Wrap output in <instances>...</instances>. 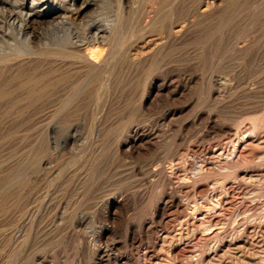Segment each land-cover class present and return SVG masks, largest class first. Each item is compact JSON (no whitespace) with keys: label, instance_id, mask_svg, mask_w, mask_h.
Here are the masks:
<instances>
[{"label":"rangeland","instance_id":"rangeland-1","mask_svg":"<svg viewBox=\"0 0 264 264\" xmlns=\"http://www.w3.org/2000/svg\"><path fill=\"white\" fill-rule=\"evenodd\" d=\"M155 1L156 3H158L160 0H95L94 5L85 7L88 13H92L95 10L98 11V19L101 20L100 22L110 23L111 19L113 27H117L113 32L114 37V34L117 33L115 38L116 40L113 38L114 41H110L109 43V45L112 46L111 50L113 49L111 60L113 57H117L115 59L113 58V63L114 61H117L116 68L113 70V75H111L112 72L109 75L106 74L105 79L109 77L110 82L113 81L112 79L116 80L115 83H120V88L117 90H111L110 95H108L109 91H106L105 93L96 91L93 88V85L94 87L96 85L98 86V83L91 82L90 79L88 80L89 75H86V77H84V74L80 76L79 80H83V78H86L87 80L85 81H90L91 84L88 82L85 88H81L82 90L79 89V86L76 88H67V83L65 85L67 89L64 87L59 89L60 91L57 90L53 83L54 79L51 78L48 74L46 75L47 70L45 69H48L47 64L40 63L39 59L38 62L30 66H25L17 71H12L14 73H11L10 70H5L0 67V264H119L116 261L117 257L120 258L123 262L126 260V257H129L127 258L126 262L121 264H144L145 261H152V264H154L155 261V264H206L204 255L207 253L206 251L209 250L210 245L209 243H205L204 241L202 242L201 240V242L197 241L198 234H195V232L192 231V227L186 226L185 223H181V221L184 222L186 220V213H181L179 216H177L176 213L173 214V212H175V209L171 208L168 210L169 213L167 212V214L165 215V219L163 220L164 222L153 219L154 229L148 237L141 234V224L143 221L150 220L151 216H149L148 213L151 215L153 203L159 199V192H161L162 190V187L159 186L160 184L156 185L154 184V182L146 181V179L148 178L147 180H150L149 178L151 170L157 172L164 170L168 172L167 167L171 165L168 168L169 171L171 170V168L180 167L178 168L180 170L179 172H181V170L183 172L180 173L181 178L179 179L181 180H178L179 182H184V177H187L188 180H190V176L193 173L196 174L197 167L201 163V161L208 160L213 156L210 151L215 147V145H220L219 142H221V145H224L227 142L228 143L226 145L231 144L229 142L230 140L228 139H231L232 136L229 135V133L225 130V124H232L234 133H236L235 131H238L240 129L239 132H237L239 133V135L248 133L250 130L247 128L248 123L246 122L249 121L244 118L255 113L260 114L264 109V102L260 103V105H263H261L262 107H258L257 111H259V113H251L254 107L252 105H249L250 103H248V101L250 100V98L246 99L247 94L243 91V89H237V87L235 86L234 83L236 81L234 80L233 72L230 69L231 67L224 69L228 67V60L233 57V54L229 47L227 48L228 44L231 42L233 29V20L230 6L226 7V10H223L219 14H216L214 17H211L208 20H204L205 22H197L199 23L196 24V29L198 30V32L196 30V34L193 38H191V40H182L180 41L181 44L180 42H176V45L174 44L172 46L171 50L168 53V58H165V61L168 63L166 65H163V68L162 65H159L158 67L157 65L153 64L154 68H157L152 73L153 77L156 79H153L152 75L150 76L149 74L151 69H153V65L152 68H149L151 64L150 66L147 65L148 67L146 66V68H143V70H140L142 69V67L129 66L127 62V52H129L130 56V54L137 55L140 51L150 49V46H152L151 44L153 42L155 43V39H158L160 37V33L158 32H160L161 27L166 25L165 23H167V25L170 24L171 26L174 24L172 27L179 28V26L181 25L180 23H182L184 20L182 18H185L189 14V12L191 13V15L196 14L197 10H201L206 6V3V7L211 8L216 5V0H161V2H159V5H156L155 3V6H158V12L160 13H158V16H156L153 14V12H150L151 10H153L152 5ZM151 2L153 4H151ZM60 3L64 4L65 6L58 5ZM30 5L31 0H26V6ZM50 5L52 7H56L55 10H53L54 14L46 15L45 17L41 18L42 21H40L42 23L38 21V23L32 22V26L35 30H41L42 27L48 23H46V21H49L56 14L61 13L70 15L69 17L72 18H70V20L74 21L75 25L78 26V28H82V31L79 29L81 32L87 30V27L85 26H87L88 16L85 14L72 15L71 12L66 8H70V6L75 7L77 5L80 8L82 7V0H51ZM129 6L131 7V9H129ZM195 7L198 9L196 10ZM102 9L104 10V12ZM192 12H194V14ZM181 15H183L184 17ZM2 17H4V15L0 13L1 21L4 20V18ZM154 18L155 20H153ZM82 19L83 21H81ZM82 22H84V24ZM78 23L80 24L78 25ZM81 24L83 27H81ZM83 28H85V30ZM111 43L116 46L111 45ZM223 46L225 47V49H223ZM222 49L224 50L223 53ZM116 50L117 52H114ZM137 51L138 53H136ZM188 58L190 60H188ZM169 60H171L170 62L174 63L173 66V63L169 64ZM172 60H174L175 62ZM189 62L192 65L193 63H195L194 66H192ZM224 64L226 65V67ZM118 65L122 69L119 68ZM127 69H129V71ZM224 71L226 74L222 73ZM123 72L124 74H121ZM135 72L137 73V75L135 74ZM190 74H192V76ZM228 75L229 77L230 75L232 77L229 78ZM197 76L199 77V79H197ZM217 76H223L224 78L229 79L226 80L227 82H225L223 85L219 83V80L217 81V79H219ZM116 77H119V79ZM188 79L190 82L188 81ZM170 80L172 82H170ZM192 80L197 81L193 82ZM125 81L129 85L126 84ZM124 83L126 87L124 86ZM44 85H52L54 87L46 90L44 89ZM149 85L151 87H148ZM230 85H232L233 88ZM28 86L32 87L33 89L30 90ZM146 88L147 91L145 90ZM118 90L121 91L119 92ZM94 95L96 96V99ZM144 98L146 99L147 103L145 107H142L141 101ZM95 100H97V103L95 102ZM260 100L264 101V95ZM242 102H245L246 104H243ZM102 107H104V109ZM97 108H99L100 110L106 109L105 112L101 110L106 114H103ZM259 108H262V111ZM97 110L98 112H96ZM199 110L200 112H204L206 114L208 112L212 113L213 117L211 119V125L207 124V117L205 116L201 119H195L196 114L199 112ZM228 110L232 111V113ZM246 111L247 113H245ZM243 113H245V115ZM172 119L174 120L173 122ZM185 120L187 123L185 122ZM214 122L216 123V125ZM101 123H104V126ZM140 123H146V125L150 123L148 127L153 132V137H151L149 141H146L149 145L138 142L137 146L140 145L139 148L137 147V149H134L133 152L132 149H130L128 151H125V153L122 149L119 148V141H121V143H125L127 140H129V137H131L130 130L132 129V126H135L137 124L139 125ZM96 126L99 127V133L95 132V130L93 131L91 128H95ZM168 126H171V128H169ZM101 128L102 133H100ZM241 130H243L242 133ZM103 133L104 135H102ZM97 134L101 136L97 137ZM158 140L160 142H158ZM90 142H94L95 144H90ZM201 144L203 146H201ZM142 145L145 146L146 149H144L145 147L143 148ZM192 145L194 148L190 149ZM205 145L206 147L208 146L207 152ZM201 147L203 148L202 150L200 149ZM175 149L179 151V153ZM145 150H147L148 153ZM182 151H185L186 153L184 152L183 154ZM196 151H198V153H196ZM123 152L125 153V155H123ZM138 152L140 153L138 154ZM92 153L95 154L92 155ZM128 153L130 154V157ZM134 153L136 154V156ZM177 155V159H182L180 161L176 160L177 162H175L174 157ZM88 160L92 163L88 162ZM160 162L161 164H159ZM167 163L170 164L168 165ZM172 164H174L173 167ZM153 166L156 168H151ZM78 167H80L81 169H79ZM253 168L260 170L263 169V167L261 166H256ZM125 169L126 171H123ZM67 171L68 173H70L68 174ZM119 171L120 173L122 171L123 172L119 174ZM145 171H148L149 173H146ZM259 172L261 171H255V174L251 175L248 179V184H252L250 185V188L252 190L251 192H253L254 195H259L260 190L264 188V176L262 173L263 171L261 173ZM114 173L118 175L115 174V177ZM186 173H188V175H186ZM254 175H256L257 177ZM121 176L125 179H122ZM105 177L110 178H106L105 180ZM215 177L218 176H216L214 172H210L208 176L200 182L205 183L210 189L216 188L218 191H221L224 182L220 183L221 181L216 180L218 184L215 183ZM119 178L123 181L121 182ZM94 181L95 183H93ZM209 181H211V183ZM254 181H257V183H254ZM212 182L217 187L213 185ZM117 184H125V186H118ZM100 187H103V189L100 190ZM149 187L151 188L149 189ZM94 188H96V190ZM97 188L99 191L97 190ZM157 189H160V191L158 192ZM254 189L256 191L258 190L259 193ZM103 190H106V193L108 191L110 193H113L114 191V193L116 194L124 195V199L122 201H125V204L121 201V203L118 205H108L106 201H103V198L102 200L100 198L104 193ZM94 191L97 192H95L96 195L101 194L100 197L98 195L99 199L97 198V196H95ZM144 193L147 195H144ZM142 195L144 196L142 197ZM200 195L201 196L197 198L199 199V201H201V199H209V197L207 196V198L205 194ZM190 197L191 195L188 198ZM188 198H185V200H187ZM60 199L61 202H59ZM97 199L99 202L97 201ZM93 201H95V204ZM96 201L98 203H96ZM120 207L121 209H119ZM61 210H63L64 213ZM97 210L99 211L98 213H96ZM244 212L246 213V215H248L247 212L251 214L252 210H247ZM244 212H242L240 216L245 215ZM146 215H148L150 218ZM232 219L233 218L224 223L225 225H227L223 226V224V227L221 226L220 229L222 230L221 234L223 233L221 236H223V239H225L224 242L228 243L231 239L233 244L231 245V247H229L232 248V250L227 248L230 251H227V253L225 251V255H223L222 257L223 259L220 260L221 264H264V235L262 234V240L253 239L248 234L243 235L242 239L244 238V241H247L245 242L246 246L244 247V253L240 255L237 248L235 247V244L237 242H235L233 238H229L231 236L234 237L231 233V230L234 228L233 226L238 223V220L233 219L232 222ZM103 222H105L106 224ZM131 222L136 224L135 234L137 238H135L134 245L130 241L128 229V225ZM163 223H165L166 225ZM233 223L235 225H232ZM103 224L108 225L109 227L111 225L110 231L104 234L101 237L102 239L97 238L95 239L97 241L92 240L93 242H90L88 233L90 232L89 230H91V227L105 226ZM164 225L167 228L169 227L168 229L171 230H168ZM227 229H229L230 231ZM28 230L30 231L31 235L29 234ZM178 231L183 232L181 233L182 235H190L191 238L188 236V239L191 240V242H189L192 245L193 251H195L192 254V258H190V256L189 258H186L184 260L182 258L184 256L180 258V256H177L175 253H173V255L175 254L177 256L176 257L174 255L175 258H177L175 259L173 256H171L172 252L169 253L170 248H167L169 247V244H167L170 242L169 238L173 235H177L179 233ZM191 231L193 232V234ZM156 232L158 233L155 234ZM16 233L17 235H15ZM159 234L166 236L168 239L164 241L161 238L157 239V236H159ZM224 234L226 236H224ZM259 234L261 235V233ZM85 237L88 238L86 239V241ZM144 238L148 240H145ZM175 239H177V237H175ZM87 240L89 241L87 242ZM194 240H196L198 243ZM93 243H96L95 246L101 245L106 253L103 252L102 254H96V256L94 257L95 253L92 252L94 246ZM138 243L140 245H138ZM194 244L196 247L193 246ZM247 245L248 249H246ZM105 247L108 249L106 250ZM250 248L253 250V252H251L252 250ZM152 253L153 255L156 254L155 257L152 255ZM244 254L245 256H243ZM101 257L105 259V261L99 263L98 260L101 259ZM106 257L109 259H107ZM261 257L262 259H260ZM172 258L174 259V261ZM150 259L151 261H149ZM113 260L115 263H113ZM255 260L259 262H255Z\"/></svg>","mask_w":264,"mask_h":264},{"label":"bare ground","instance_id":"bare-ground-1","mask_svg":"<svg viewBox=\"0 0 264 264\" xmlns=\"http://www.w3.org/2000/svg\"><path fill=\"white\" fill-rule=\"evenodd\" d=\"M60 1V0H58ZM65 1V0H64ZM113 1V0H112ZM135 1V0H134ZM151 1V0H150ZM167 1V0H166ZM169 1V0H168ZM121 2V1H120ZM124 2V1H123ZM122 2V3H123ZM128 2V1H127ZM161 2V0L159 1ZM159 2H151L153 10L150 12L156 16H158V6ZM214 2V1H213ZM51 0H31V5L26 6V0H0V13L4 15V20H0V67L3 69L10 70L11 73H14L12 71L14 70H19L22 69L23 67L30 66L36 62H38V59L40 63L42 64H47L48 69L46 71V75L48 74L51 78H53V83L54 86L57 90L64 88L66 83H67V88L68 87H80L85 88L88 84V82H97L98 86L96 85L93 88L96 91L99 92H106L111 90H117L119 89L120 83H115L116 80L112 79L110 82L109 77L105 79L106 74L113 75V70L116 68V62L114 61L113 63V58L111 60V55H112V50L109 45L110 41H114L116 38L117 33H115V37L113 36L114 29L116 30L117 27H113L112 21L110 19V23H102L100 22L101 20L98 19V11H94L92 13H88L85 7L87 6H92L95 4V0H82V7H71L68 8L66 7L72 15H77V14H85L88 16L87 18V30L84 32L82 31V28H78V26L75 25L74 21H71L69 17L70 15H67L65 13L61 14H56L53 16L49 21H46L47 24H45L41 30H35L32 26V22H41V18L45 17L46 15H51L54 14L53 10H55L56 7H52L50 5ZM67 3V2H66ZM134 3V2H133ZM163 3V1H162ZM161 3V5H162ZM165 3V1H164ZM65 4V2H64ZM64 4H58L60 6H65ZM114 4V3H113ZM121 4V3H120ZM205 4V3H204ZM215 4V3H214ZM167 5V4H164ZM188 5V4H187ZM211 5V4H210ZM105 6V5H103ZM135 6V5H134ZM185 6V5H184ZM207 6V3H206ZM204 7L201 10H197V13L194 15L189 14L185 17L182 18L184 19L179 28H174L170 24L161 27L160 29V37L156 40L155 43L151 44L150 49H146L144 51H138L137 55H131L129 56V52H127V62L129 66H136V67H142L146 68L147 65L151 66L149 68H152V65H166L168 62L165 61V58L168 56L169 51L171 50L172 46L176 42L180 41H185L186 39L193 38L195 36L196 32V24H199L197 22L202 23L205 22L204 20H208L211 17H214L216 14H219L223 10H226L228 6L231 8V15H232V20H233V29H232V37H231V42L228 44L226 43L227 48L231 50L233 57H231L230 60H228V67H225L224 69L230 68L231 71L233 72L234 75V81L235 86L237 89L241 88L243 91L247 94L246 99L250 98L248 103L249 105H252L254 108L251 113L257 112L259 113L258 107H260V103L264 102L261 101V97L264 95V0H216V5L214 7ZM43 7V8H42ZM97 7V6H96ZM65 8V7H64ZM84 8V9H83ZM101 8V7H100ZM124 9V7H123ZM122 9V10H123ZM128 9V8H127ZM129 9L131 7L129 6ZM152 9V8H150ZM91 10V9H90ZM94 10V9H93ZM103 10V9H102ZM149 10V9H148ZM189 10V9H188ZM191 10V9H190ZM195 10V9H194ZM193 10V11H194ZM106 11V10H105ZM130 11V10H129ZM228 11V10H227ZM104 12V10H103ZM161 12V11H160ZM182 12V11H181ZM185 13V11H184ZM183 13V14H184ZM69 14V13H68ZM151 14V15H153ZM160 14V13H159ZM180 14V13H179ZM183 16V15H181ZM76 17V16H75ZM148 17V16H147ZM184 17V16H183ZM1 18V19H2ZM106 18V17H105ZM111 18V16H110ZM156 18V17H155ZM155 18L153 20H155ZM216 18V17H215ZM72 19V18H71ZM74 19V18H73ZM149 19V18H148ZM41 20V21H40ZM75 20V19H74ZM80 20V19H79ZM107 20V19H106ZM109 20V19H108ZM38 21V22H37ZM83 21V19L81 20ZM80 21V22H81ZM179 21V20H178ZM182 21V20H181ZM219 21V20H218ZM45 22V21H43ZM77 22V20H76ZM79 22V21H78ZM86 22V20H85ZM172 22V21H171ZM170 22V23H171ZM42 23V22H41ZM40 23V25H41ZM84 24V22H82ZM159 23V22H158ZM169 23V22H168ZM80 23H78L79 25ZM117 24V23H116ZM34 25V24H33ZM178 25V24H177ZM115 26V25H114ZM176 26V25H175ZM199 26V25H198ZM38 27V26H37ZM81 27L82 24H81ZM206 27V26H205ZM36 28V26H35ZM203 28V27H202ZM78 29V30H77ZM81 31H80V30ZM85 30V28H83ZM202 30V29H201ZM159 31V30H158ZM231 31V29H230ZM116 32V31H115ZM198 32V30H197ZM204 32V30H203ZM207 32V31H206ZM230 34V33H229ZM113 36V37H112ZM158 37V36H157ZM113 40H112V39ZM154 39V38H153ZM220 39V38H219ZM225 39V38H224ZM116 40V39H115ZM226 40V39H225ZM230 40V39H229ZM217 41V40H216ZM115 43V42H114ZM131 43V42H130ZM133 44V42H132ZM146 44V43H145ZM181 44V42H180ZM212 44V43H211ZM111 45L116 46L111 43ZM123 45V44H122ZM131 45V44H130ZM176 45V44H175ZM179 45V43H178ZM130 47V46H128ZM224 47V46H223ZM114 48V47H113ZM149 48V47H148ZM194 48V47H193ZM116 49V48H115ZM129 49V48H128ZM225 49V47L223 48ZM222 49V50H223ZM227 49V50H229ZM124 50V48H123ZM132 50V49H131ZM127 51V50H126ZM189 51V50H188ZM114 52H117L114 51ZM194 52V51H193ZM192 52V53H193ZM224 50L222 51V53ZM188 53V52H187ZM221 53V55H222ZM115 54V53H114ZM121 54V53H119ZM126 54V53H125ZM197 54V53H196ZM195 54V55H196ZM231 54V53H230ZM172 55V54H171ZM188 55V54H187ZM114 56V55H113ZM173 56V55H172ZM170 57V56H169ZM188 57V56H187ZM115 58H117L115 56ZM114 58V59H115ZM123 58V57H122ZM168 58V57H167ZM225 58V57H224ZM171 59V58H170ZM175 59V58H174ZM124 60V59H123ZM188 60H190L188 58ZM195 60V59H194ZM165 61V62H164ZM171 60H169L170 62ZM174 61V60H172ZM175 62V61H174ZM188 62V61H187ZM191 62V61H190ZM189 62V63H190ZM195 62V61H194ZM173 62H170L171 64ZM177 63V60H176ZM179 63V62H178ZM196 63V62H195ZM192 66H194V64ZM120 64V63H119ZM123 65V64H122ZM151 69L150 71V76L152 75L153 71L156 70L154 68ZM174 63L172 64V66ZM197 65V64H196ZM119 66V65H118ZM126 66V65H125ZM156 66V67H157ZM182 66V65H181ZM187 66V65H186ZM123 67V66H122ZM128 67V66H127ZM148 67V66H147ZM179 67V66H178ZM0 68V69H1ZM119 68H121L119 66ZM129 68V67H128ZM122 69V68H121ZM165 69V67H164ZM222 69V70H224ZM119 70V69H118ZM129 71V69H127ZM162 70V69H160ZM189 70V69H188ZM116 71V70H115ZM114 71V72H115ZM120 71V70H119ZM118 71V72H119ZM124 71V70H123ZM133 71V70H132ZM148 71V69H147ZM201 71V70H199ZM3 72V71H2ZM22 72V71H21ZM117 72V71H116ZM122 72V70H121ZM186 72V71H185ZM228 72V71H226ZM142 73V72H141ZM147 73V72H146ZM145 73V74H146ZM218 73V72H217ZM221 73V71H220ZM223 74L225 73L222 72ZM8 74V73H7ZM84 74V77L86 75H89L88 80L90 81H85L87 80L86 78L83 80H79L80 76ZM115 74V73H114ZM118 74V73H116ZM121 74H124L121 73ZM137 75V73L135 72ZM134 74V75H135ZM144 74V76H145ZM222 74V75H223ZM226 74V73H225ZM228 74V73H227ZM120 75V74H119ZM126 75V74H125ZM158 75V74H157ZM192 76V74H190ZM221 75V74H220ZM232 75V74H231ZM230 75V77H232ZM19 76V74H18ZM115 76V75H114ZM121 76V75H120ZM123 76V75H122ZM129 76V75H128ZM133 76V75H132ZM131 76V77H132ZM156 76V75H155ZM184 76V75H183ZM225 76V75H224ZM227 76V75H226ZM9 77V76H8ZM11 77V76H10ZM49 77V78H50ZM142 77V76H141ZM153 77V75H152ZM151 77V78H152ZM176 77V76H175ZM185 77V76H184ZM188 77V76H187ZM198 77V76H197ZM218 77V76H217ZM216 77V79H217ZM229 77V75H228ZM229 77V78H230ZM46 78V77H44ZM115 78V77H114ZM119 79V77H116ZM147 78V77H146ZM172 78V77H171ZM177 78V77H176ZM190 78V77H189ZM193 78V77H192ZM220 84H223L227 82L226 78L223 76H219ZM7 79V77H6ZM121 79V77H120ZM128 79V78H127ZM153 79H156L153 77ZM162 79V78H161ZM167 79V78H166ZM199 79V77L197 78ZM232 79V78H231ZM49 80V79H48ZM52 80V79H50ZM106 80V81H105ZM125 80V79H124ZM150 80V79H149ZM152 80V79H151ZM212 80V79H211ZM233 80V79H232ZM118 81V80H117ZM131 81V80H130ZM146 81V80H145ZM174 81V80H173ZM187 81V79H186ZM189 81V79H188ZM193 81V80H192ZM197 81V80H195ZM193 81V82H195ZM214 81V80H213ZM2 82V81H1ZM123 82V81H122ZM126 82V81H125ZM151 82V81H150ZM170 82H172L170 80ZM190 82V81H189ZM207 82V81H206ZM153 83V82H152ZM215 83V82H214ZM51 84V83H50ZM91 84V83H90ZM126 84H128L126 82ZM149 84V83H148ZM147 84V85H148ZM170 84V83H167ZM189 84V83H188ZM206 84V83H205ZM233 84V82H232ZM33 85V84H32ZM123 85V84H122ZM129 85V84H128ZM158 85V84H157ZM166 85V84H165ZM196 85V84H194ZM52 86V85H51ZM50 85H44V89H50L53 88L54 86L51 87ZM125 86V83H124ZM134 86V85H133ZM232 86V85H230ZM29 87V86H28ZM89 87V85H88ZM126 87V86H125ZM148 87H151L150 85ZM147 87V88H148ZM164 87V86H163ZM225 87V86H224ZM30 90H32V87H29ZM66 88V87H65ZM66 88V89H67ZM72 88V89H73ZM147 88L145 89L147 91ZM233 88V86H232ZM92 89V88H91ZM90 89V90H91ZM93 89V90H94ZM140 89V87H139ZM149 89V88H148ZM236 89V88H235ZM65 90V89H63ZM62 90V91H63ZM74 90V89H73ZM82 90V89H81ZM84 90V89H83ZM124 90V89H123ZM190 90V89H189ZM205 90V89H204ZM4 91V90H3ZM60 91V90H59ZM75 91V90H74ZM95 91V92H96ZM119 91V90H118ZM121 91V90H120ZM119 91V92H120ZM145 91V92H146ZM150 91V90H149ZM158 91V90H157ZM115 92V91H114ZM191 92V91H190ZM59 93V92H58ZM92 93V92H91ZM147 94V93H146ZM149 94V93H148ZM161 94V93H160ZM159 94V95H160ZM175 94V93H174ZM215 94V93H214ZM183 95V94H182ZM189 95V94H188ZM212 95V94H211ZM95 96V95H94ZM146 96V95H145ZM148 96V95H147ZM216 97V96H215ZM88 99V98H87ZM96 99V96H95ZM145 99V98H144ZM141 101V106L145 107L146 106V99ZM154 99V98H153ZM157 99V98H156ZM177 99V98H176ZM217 99V98H216ZM263 99V98H262ZM155 100V99H154ZM158 100V99H157ZM178 100V99H177ZM214 100V99H213ZM94 101V100H93ZM97 100H95L96 102ZM99 101V100H98ZM195 101V100H194ZM79 102V101H78ZM94 102V104H95ZM101 102V99H100ZM154 102V101H153ZM213 102V101H212ZM246 102V101H245ZM243 104H246V103ZM97 103V102H96ZM182 103V102H181ZM24 105V104H23ZM93 105V103H92ZM101 105V104H100ZM104 106V105H103ZM209 106V105H208ZM237 106V105H236ZM248 106V105H247ZM263 106V105H262ZM261 106V107H262ZM112 107V106H111ZM188 107V106H187ZM193 107V106H192ZM243 107V106H242ZM91 108V107H90ZM94 108V107H93ZM104 109V107H102ZM106 108V107H105ZM110 108V107H108ZM231 108V107H230ZM249 108V107H248ZM99 109V108H97ZM101 109L103 112L105 110ZM172 109V108H171ZM211 109V108H210ZM209 109V110H210ZM229 109V108H228ZM247 109V108H246ZM251 109V108H250ZM260 109V108H259ZM262 109V108H261ZM260 109V110H261ZM92 110V109H91ZM100 110V109H99ZM100 110V112H102ZM93 111V110H92ZM168 111V110H167ZM175 111V110H174ZM189 111V110H188ZM198 111V110H197ZM229 111V110H228ZM262 111V110H261ZM260 111V112H261ZM98 112V110L96 111ZM102 112V113H103ZM232 113V111H229ZM228 112V114H229ZM149 113V112H148ZM170 113V112H169ZM190 113V112H189ZM226 113V112H225ZM237 113V112H236ZM247 113V111L245 112ZM245 113H243L245 115ZM250 113V114H251ZM106 114V113H103ZM111 114V113H109ZM219 114V113H218ZM227 114V113H226ZM181 115V114H179ZM224 115V114H223ZM92 116V115H91ZM95 116V115H94ZM147 116V115H146ZM207 117V124L211 125V119H212V113L208 112L207 114L204 112H199L196 114L195 119H201L202 117ZM234 116V115H233ZM107 117V116H106ZM164 117V116H163ZM168 117V116H167ZM231 117V116H230ZM237 117V116H236ZM93 118V117H92ZM234 118V117H233ZM149 119V118H148ZM157 119V118H156ZM182 119V118H181ZM191 119V118H190ZM206 119V118H203ZM225 119V118H224ZM229 119V117H228ZM244 119L248 120L249 122L247 125V128L250 130L248 133H244L239 135V130L235 131L236 133L233 132V126L232 124H225L224 128L225 130L231 135V139L229 143L230 145H215L214 148L211 149V153L213 156L209 158L208 160H203L197 167L196 174H193L190 176V180H188L187 177H184V182H179L178 180H181V172L178 168H171L169 171L167 167V171H154L151 170L150 172V180L146 181H151L154 182V184L159 185L162 187L161 192L160 189H157L159 192V199L156 200L153 203L152 210H151V215L148 213L149 216H151L150 220L143 221L141 224V234L144 236L148 237L150 233L154 229V221L153 219H157L159 221L164 222L163 220L165 219V215L167 214L169 209H175V212L177 216H179L181 213H186L187 218L185 217V221H181V223H185L186 226L192 227V231L195 232V234H198V240L197 241H204L205 243H209V250L206 251L204 255V260L206 261V264H221L220 260L223 259V255H225V251L229 252L232 248V240L228 243H225L223 239L224 237L221 236V226L228 222L231 218L238 220V223L236 225L234 224L235 221L232 225L234 228L231 230V233L233 234L234 237H229L233 238L235 242H237L235 247L237 248L238 252L240 255H242L244 252V247L246 246L244 241V238L242 239L243 235H250L253 239L257 240H262L264 235V188L260 190V193L258 190L255 191L259 193V195H254L253 192H251L250 185L248 184V179L250 178L251 175L255 174V171H263V176H264V109L260 114H252L248 117H245ZM96 120V119H95ZM100 120V119H99ZM146 120V118H145ZM152 120V119H151ZM150 120V121H151ZM171 120V119H170ZM177 120V119H176ZM189 120V119H188ZM232 120V119H231ZM230 120V121H231ZM140 121V120H139ZM164 121V120H163ZM174 120L172 119V122ZM191 121V120H190ZM197 121V120H196ZM201 121V120H200ZM204 121V120H203ZM145 122V121H144ZM147 122V121H146ZM169 122V123H172ZM186 122V120H185ZM227 122V121H226ZM133 123V122H132ZM152 123V122H151ZM156 123V121H155ZM184 123V122H183ZM187 123V122H186ZM191 123V122H190ZM189 123V124H190ZM215 123V122H214ZM213 123V124H214ZM237 123V122H236ZM102 124V123H101ZM104 124V123H103ZM102 124V125H103ZM115 124V123H114ZM150 124V123H149ZM148 124V125H149ZM185 124V123H184ZM223 124V123H222ZM99 125V123H98ZM148 125L145 124H137L135 126H132V129L130 130V135L129 140H127L125 143L119 144V148L122 149L124 152L128 151L130 149L133 150L139 148L140 145L137 146L138 142H141L142 144L145 143V145H149L146 141H149L151 137H153V132L151 129H149ZM216 125V123H215ZM238 125V124H237ZM236 125V128H237ZM78 126V125H77ZM101 126V125H100ZM104 126V125H103ZM172 126V125H171ZM171 126H168L171 128ZM188 126V125H187ZM74 127V126H73ZM102 127V126H101ZM186 127V126H185ZM214 127V126H213ZM212 127V128H213ZM75 128V127H74ZM92 130L97 133H99V127L96 126L95 128L91 127ZM105 128V127H104ZM211 128V127H210ZM220 129V128H219ZM100 133H102V128L100 129ZM104 130V129H103ZM170 130V129H169ZM247 130V129H246ZM188 131V130H187ZM243 130H241L242 133ZM245 131V130H244ZM248 131V130H247ZM155 132V130H154ZM233 132V133H232ZM126 133V132H125ZM158 133V132H157ZM159 134V133H158ZM157 134V135H158ZM95 135V134H94ZM104 135V133L102 134ZM155 135V134H154ZM228 135V136H229ZM101 135L97 134V137ZM162 136V135H161ZM176 136V135H175ZM91 137V136H90ZM96 137V138H97ZM93 138V137H92ZM156 138V137H155ZM228 138V137H226ZM95 139V138H94ZM128 139V137H127ZM157 139V138H156ZM167 139V138H166ZM179 139V138H178ZM165 140V139H164ZM180 140V139H179ZM92 141V139H91ZM94 141V140H93ZM117 141V143H118ZM153 141V140H151ZM155 141V139H154ZM226 141V140H225ZM95 142V141H94ZM92 142L93 144H95ZM100 142V141H99ZM158 142H160L158 140ZM90 142V144H92ZM97 143V142H96ZM178 143V142H177ZM225 143V142H223ZM151 144V143H150ZM81 145V144H80ZM178 145V144H176ZM182 145V144H181ZM180 145V146H181ZM196 145V144H195ZM102 146V145H101ZM116 146V145H115ZM143 146V145H142ZM176 146V147H180ZM198 146V145H197ZM200 146V145H199ZM201 146H203L201 144ZM90 147V146H89ZM99 147V146H98ZM96 147V148H98ZM145 146H143L144 148ZM149 147V146H148ZM185 147V146H184ZM191 147V146H189ZM188 147V148H189ZM206 147V145H205ZM204 147V148H205ZM208 147V146H207ZM207 147H206V152H207ZM86 148V147H85ZM102 148V147H101ZM150 148V147H149ZM156 148V147H155ZM194 148L193 145L190 149ZM197 148V147H196ZM146 149V147L144 148ZM185 149V148H184ZM201 150L203 149L202 147L200 148ZM89 150V149H88ZM100 150V149H99ZM116 150V148H115ZM176 150V149H175ZM189 150V149H188ZM196 150V149H195ZM199 150V149H198ZM91 151V150H90ZM118 151V150H117ZM121 151V150H120ZM147 151V150H145ZM143 151V152H145ZM177 151V150H176ZM186 151V150H185ZM184 151V152H185ZM92 152V151H91ZM122 152V151H121ZM123 152V153H124ZM179 153V151H177ZM182 151V153L184 154ZM200 152V151H199ZM97 153V152H96ZM126 153V152H125ZM125 153L123 155H125ZM140 152H138L139 154ZM148 153V151H147ZM186 153V152H185ZM194 153V152H193ZM198 153V151H196ZM95 153H92L94 155ZM129 154V153H128ZM135 154V153H134ZM173 154V153H172ZM192 154V153H191ZM211 154V155H212ZM142 155V154H141ZM181 155V154H180ZM136 156V154H135ZM134 156V157H135ZM197 156V155H196ZM130 157V154H129ZM85 158V157H84ZM105 158V157H104ZM178 155L174 157L175 162H177ZM185 158V157H184ZM193 158V157H192ZM207 158V157H206ZM51 159V158H50ZM130 159V158H129ZM182 159V158H181ZM180 159V160H181ZM204 159V158H203ZM77 160V159H76ZM171 160V159H170ZM173 160V159H172ZM179 160V161H180ZM87 161V159H86ZM120 161V160H119ZM88 162H90L88 160ZM132 162V161H131ZM152 162V161H151ZM150 162V163H151ZM92 163V162H90ZM120 163V162H119ZM154 163V162H153ZM174 163V162H173ZM152 164V163H151ZM155 164V163H154ZM158 164V163H157ZM161 164V162L159 163ZM175 164V163H174ZM172 164V167L173 165ZM108 165V164H107ZM156 165V164H155ZM177 165V164H175ZM180 165V164H179ZM51 166V165H50ZM157 166V165H156ZM160 166V165H159ZM178 166V165H177ZM256 166H261L263 169H254L253 167ZM105 167V166H104ZM107 167V166H106ZM144 167V166H143ZM81 169L80 167H78ZM132 168V167H131ZM151 168H156V167H151ZM76 169V168H75ZM129 169V168H128ZM147 169V168H146ZM70 170V169H69ZM114 170V169H113ZM137 170V169H136ZM149 170V169H148ZM156 170V169H155ZM78 171V170H77ZM123 171H126L123 170ZM122 171V172H123ZM130 171V170H129ZM133 171V170H132ZM138 171V170H137ZM142 171V170H141ZM159 171V170H158ZM121 172V173H122ZM136 172V171H135ZM139 172V171H138ZM146 172V171H145ZM148 172V171H147ZM146 172V173H147ZM210 172H214L216 176L214 178L215 183L216 180L221 181L220 183L224 182L223 187L221 188L222 190L218 191L216 188H208V186L205 183L200 182L201 180L205 179ZM259 172V173H261ZM68 173V171H67ZM70 173V172H69ZM68 173V174H69ZM113 173V172H112ZM111 173V174H112ZM119 174L120 171L118 172ZM149 173V172H148ZM183 173V172H182ZM72 174V172H71ZM103 174V173H102ZM110 174V173H109ZM116 173H114L115 175ZM126 174V172H125ZM128 174V173H127ZM137 174V173H135ZM143 174V173H142ZM141 174V175H142ZM104 175V174H103ZM118 175V174H116ZM115 175V177H116ZM130 175V174H129ZM140 175V176H141ZM144 175V174H143ZM188 175V173H186ZM81 176V175H80ZM134 176V173H133ZM137 176V175H136ZM139 176V177H140ZM256 176V175H254ZM260 176V175H259ZM258 176V177H259ZM100 177V176H99ZM113 177V175H112ZM122 177V176H121ZM142 177V176H141ZM183 177V175H182ZM214 177V176H212ZM211 177V178H212ZM257 177V176H256ZM67 178V177H66ZM103 178V177H102ZM110 177H105L104 179ZM118 178V177H117ZM130 178V177H129ZM128 178V179H129ZM120 179V178H119ZM122 179H125L122 177ZM142 179V178H141ZM210 179V178H209ZM259 179V178H258ZM63 180V179H62ZM83 180V179H82ZM114 180V179H113ZM116 180V179H115ZM121 180V179H120ZM183 180V179H182ZM263 180V179H262ZM77 181V180H76ZM103 181V180H102ZM117 181V180H116ZM115 181V182H116ZM123 180H121L122 182ZM144 181V180H143ZM212 181V180H211ZM211 181H209L211 183ZM213 181V182H214ZM260 181V180H259ZM100 182V181H99ZM109 182V181H107ZM206 182V181H205ZM212 182V184H213ZM95 183V181L93 182ZM120 183V182H119ZM148 183V182H147ZM219 183V184H220ZM254 183H257V181ZM108 184V183H107ZM218 184V183H217ZM79 185V184H78ZM77 185V186H78ZM118 185V184H117ZM120 185V184H119ZM118 185V186H119ZM122 186L125 184H121ZM120 185V186H121ZM211 185V184H210ZM215 185V184H213ZM62 186V185H61ZM102 186V184H101ZM152 186V185H151ZM216 186V185H215ZM60 187V186H59ZM98 187V186H97ZM158 187V186H157ZM159 187V188H160ZM212 187V186H211ZM217 187V186H216ZM220 187V186H219ZM254 187V186H253ZM259 187V186H258ZM264 187V186H263ZM101 188V187H100ZM147 188V187H146ZM151 187H149L150 189ZM60 189V188H59ZM96 190V188H94ZM103 187L100 189L102 190ZM113 189V188H112ZM123 189V188H122ZM144 189V188H143ZM98 190V188H97ZM114 190V189H113ZM117 190V189H116ZM126 190V189H125ZM148 190V189H147ZM253 190V191H254ZM54 191V190H53ZM92 191V190H91ZM99 191V190H98ZM106 191V190H105ZM103 190V195L95 194L96 191H94L95 196L98 195L99 197L103 198V201H106L108 205H118L121 203V201L124 199V195L122 194H116L110 193L109 191L106 193ZM141 191V190H140ZM151 191V190H150ZM56 192V191H55ZM70 192V191H69ZM112 192V191H111ZM133 192V191H132ZM146 192V191H145ZM50 193V192H49ZM97 193V192H96ZM102 193V192H101ZM118 193V192H117ZM150 193V192H149ZM143 194V193H142ZM200 194H205L206 197L208 196L209 199H197ZM127 195V194H126ZM133 195V193H132ZM144 195H147L144 193ZM142 195V197L144 196ZM191 195L190 198H188ZM204 195V197H205ZM203 196V195H202ZM126 197V196H125ZM130 197V196H129ZM148 197V196H146ZM207 197V198H208ZM96 198V197H95ZM131 198V197H130ZM129 198V199H130ZM158 198V197H157ZM185 198H188L185 200ZM29 199V198H28ZM90 199V198H89ZM99 199V198H98ZM97 199V201H98ZM34 200V199H33ZM100 200V201H101ZM146 200V199H145ZM27 201V200H26ZM96 201V203H98ZM61 202V199L60 201ZM95 204V201H93ZM125 202V201H124ZM122 201V203H124ZM65 203V202H64ZM91 203V201H90ZM101 203V202H100ZM59 204V203H58ZM104 204V203H103ZM125 204V203H124ZM127 204V203H126ZM47 205V204H46ZM63 206V205H62ZM95 206V205H94ZM97 206V205H96ZM99 206V205H98ZM22 207V205H21ZM46 207V206H45ZM59 207V206H58ZM65 207V206H64ZM104 207V205H103ZM107 207V206H106ZM95 208V207H93ZM123 208V207H122ZM150 208V207H149ZM48 209V208H46ZM62 209V208H61ZM70 209V208H69ZM85 209V208H84ZM98 209V208H97ZM121 209V207L119 208ZM127 209V208H126ZM132 209V208H131ZM45 210V209H44ZM247 210H252V213H246L244 211ZM63 211V210H61ZM90 211V210H89ZM96 211V210H95ZM116 211V210H115ZM131 211V210H130ZM148 211V210H147ZM35 212V211H34ZM69 212V211H68ZM99 211L97 210L96 213ZM149 212V211H148ZM242 212L245 213V215L240 216ZM62 213V212H61ZM64 213V211H63ZM95 213V214H96ZM122 213V212H121ZM125 213V212H124ZM169 213V212H168ZM36 214V213H35ZM93 214V213H92ZM102 214V213H101ZM171 214V213H170ZM169 214V215H170ZM250 214V215H249ZM60 215V214H59ZM58 215V216H59ZM109 215V214H108ZM172 215V214H171ZM32 216V215H31ZM30 216V217H31ZM41 216V215H40ZM85 216V215H84ZM93 216V215H91ZM89 216V217H91ZM125 216V215H124ZM174 216V215H173ZM172 216V217H173ZM240 216V217H238ZM29 217V218H30ZM82 217V216H81ZM97 217V216H96ZM94 217V218H96ZM182 217V215H181ZM35 218V216H34ZM33 218V220H34ZM47 218V217H46ZM62 218V217H61ZM93 218V219H94ZM147 218V217H146ZM135 219V218H134ZM148 219V218H147ZM232 219V222H233ZM62 220V219H61ZM80 220V219H79ZM83 220V219H82ZM96 220V219H95ZM146 220V219H145ZM184 220V217H183ZM31 221V220H30ZM121 221V220H120ZM132 221V220H131ZM134 221V220H133ZM32 222V221H31ZM30 222V223H31ZM95 222V221H94ZM106 222V221H105ZM103 222V223H105ZM108 222V221H107ZM34 223V222H33ZM61 223V222H60ZM118 223V222H117ZM161 223V222H160ZM159 223V224H160ZM177 223V222H176ZM99 224V223H98ZM96 224V225H98ZM106 224V223H105ZM103 224V225H105ZM165 224V223H163ZM162 224V225H163ZM168 224V223H167ZM172 224V223H171ZM35 225V224H34ZM166 225V224H165ZM164 225V226H165ZM183 225V224H182ZM227 225V224H226ZM225 224L223 226H226ZM23 226V225H22ZM65 226V225H64ZM163 226V227H164ZM169 226V225H167ZM181 226V224H180ZM179 226V227H180ZM222 226V227H223ZM231 226V225H230ZM111 227V225H110ZM108 225L101 226V227H96L92 226L90 232L88 233V238L90 239V242L92 240H95L97 238H101L104 234L108 233L110 231V228ZM166 227V226H165ZM183 227V226H182ZM167 228V227H166ZM169 228V227H168ZM167 228V229H168ZM225 228V227H224ZM222 228V229H224ZM20 229V228H19ZM82 229V228H81ZM80 229V230H81ZM129 229V235H130V241L134 245L136 234H135V229H136V224L131 222L128 225ZM179 229V228H176ZM231 229V228H230ZM24 230V229H23ZM114 230V229H112ZM171 230V229H168ZM167 230V231H168ZM173 230V229H172ZM183 230V229H182ZM191 230V228H190ZM229 230V229H227ZM15 231V230H14ZM29 231V230H28ZM83 231V230H82ZM181 231V230H179ZM178 231V232H179ZM188 231V229H187ZM186 231V232H187ZM191 231V232H192ZM230 231V230H229ZM228 231V232H229ZM7 232V231H6ZM24 232V231H23ZM35 232V231H34ZM139 232V233H140ZM170 232V231H169ZM168 232V233H169ZM227 232V231H225ZM10 233V232H9ZM18 233V232H17ZM17 233L15 235H17ZM83 233V232H82ZM156 232L155 234H157ZM176 233V232H175ZM179 232L177 235H173L170 237V242L167 243L169 244L170 252H172V255L174 258L175 256H180L184 260L186 258H192V254L195 252L193 251L192 245H191V240L188 239V236L182 235ZM261 233V235L259 234ZM28 234V233H27ZM30 234V231H29ZM87 234V233H86ZM163 234V233H162ZM174 234V233H173ZM193 234V232H192ZM226 234V233H225ZM224 234V236H226ZM230 234V233H229ZM31 235V234H30ZM138 235V234H137ZM165 235V234H164ZM167 235V234H166ZM237 235V236H236ZM81 236V235H80ZM142 236V235H141ZM185 236V238H184ZM196 236V235H195ZM193 236V237H195ZM228 236V235H227ZM23 237V236H22ZM30 237V236H29ZM44 237V236H43ZM84 237V236H83ZM154 237V234H153ZM156 237V236H155ZM177 237V239H175ZM192 237V239H193ZM247 237V236H246ZM16 238V237H15ZM85 237L86 239H88ZM161 238L163 241L168 239L166 236L160 235L157 236V239ZM191 238V237H190ZM226 238V237H225ZM83 239V238H82ZM102 239V238H101ZM115 239V238H114ZM113 239V241H114ZM145 240H148L144 238ZM153 239V238H152ZM156 239V240H157ZM38 240V239H37ZM36 240V241H37ZM84 240V239H83ZM81 240V241H83ZM110 240V239H109ZM150 240V239H149ZM194 240V241H196ZM227 240V239H226ZM250 240V239H249ZM89 240H87L88 242ZM97 241V240H95ZM100 241V240H99ZM129 241V242H130ZM190 241V242H189ZM196 241V242H197ZM200 241V242H201ZM254 241V240H253ZM252 241V242H253ZM34 242V240H33ZM89 242V243H90ZM93 242V241H92ZM140 242V241H139ZM151 242V241H149ZM195 242V243H196ZM82 243V242H81ZM100 243V242H99ZM130 243V244H131ZM147 243V242H146ZM154 243V242H153ZM166 243V242H165ZM194 243V242H192ZM198 243V242H197ZM204 243V244H205ZM248 243V242H247ZM258 243V242H257ZM263 243V242H262ZM92 244V243H91ZM94 244V243H93ZM96 244V243H95ZM93 246V251L95 253L94 257L96 254H102L105 252V250L101 247V245L98 246ZM101 244V243H100ZM143 244V243H142ZM151 244V243H150ZM162 244V243H161ZM160 244V245H161ZM201 244V243H200ZM250 244V243H249ZM138 245H140L138 243ZM256 245V243H255ZM14 246V244H13ZM104 246V245H103ZM107 246V244H106ZM110 246V245H109ZM131 246V245H130ZM195 246V244L193 245ZM200 246V245H199ZM203 246V245H202ZM251 246V245H250ZM258 246V245H257ZM264 246V245H263ZM84 247V246H83ZM88 247V246H87ZM90 247V246H89ZM133 247V246H132ZM146 247V246H142ZM149 247V246H148ZM147 247V248H148ZM196 247V246H195ZM194 247V248H195ZM198 247V246H197ZM201 247V246H200ZM234 247V246H233ZM32 248V247H30ZM85 248V247H84ZM106 248V247H105ZM150 248V247H149ZM203 248V247H202ZM228 248V249H227ZM252 248V247H251ZM250 248V249H251ZM262 248V246H261ZM86 249V248H85ZM92 249V248H91ZM108 248H106L107 250ZM140 249V248H139ZM248 249V245L246 247ZM249 249V251H250ZM254 249V248H253ZM264 249V247H263ZM29 250V249H28ZM147 250V249H146ZM168 250V249H166ZM252 250V249H251ZM153 251V250H152ZM248 251V252H249ZM263 251V250H262ZM91 252V251H90ZM159 252V251H158ZM165 252V251H164ZM168 252V251H167ZM234 252V251H233ZM253 252V250L251 251ZM106 253V252H105ZM104 253V254H105ZM110 253V252H109ZM144 253V252H143ZM155 253V252H154ZM157 253V252H156ZM173 253H175L173 255ZM236 253V252H235ZM234 253V254H235ZM261 253V252H260ZM92 254V253H90ZM111 254V253H110ZM115 254V253H114ZM196 254V253H195ZM194 254V255H195ZM249 254V253H248ZM257 254V253H256ZM107 255V254H106ZM119 255V254H118ZM140 255V254H139ZM144 255V254H143ZM153 255V253H152ZM156 254L153 256L155 257ZM170 255V254H169ZM193 255V256H194ZM201 255V254H200ZM236 255V254H235ZM264 255V254H263ZM101 256V255H100ZM98 256V257H100ZM120 256V255H119ZM123 256V255H122ZM142 256V254H141ZM145 256V255H144ZM143 256V257H144ZM148 256V254H147ZM176 256V257H177ZM196 256V255H195ZM199 256V255H198ZM238 256V255H237ZM245 256V254L243 255ZM250 256V255H249ZM252 256V255H251ZM256 256V255H255ZM93 257V256H92ZM104 257V256H103ZM109 257V256H107ZM106 257V258H107ZM142 257V258H143ZM152 257V256H149ZM153 257V258H154ZM240 257V256H239ZM248 257V255H247ZM253 257V256H252ZM116 258V257H114ZM129 257H126V260ZM146 258V257H145ZM227 258V257H226ZM229 258V257H228ZM237 258V257H236ZM242 258V257H241ZM96 259V258H95ZM109 259V258H107ZM148 259V258H147ZM173 259V258H172ZM177 259V258H175ZM240 259V258H239ZM255 259V258H254ZM262 259V257L260 258ZM83 260V259H82ZM111 260V259H110ZM126 260L124 262H126ZM244 260V258H243ZM105 259L101 257V259L98 260L99 263L104 262ZM117 263L121 264L124 263L120 258L117 257L116 259ZM144 261V259H143ZM151 261V259L149 260ZM155 261V260H154ZM174 261V259H173ZM204 261V262H205ZM238 261V260H237ZM257 260H255L256 262ZM264 261V259H263ZM79 262V261H78ZM83 262V261H82ZM109 262V261H108ZM107 262V263H108ZM129 262V261H128ZM140 262V261H139ZM152 262V261H151ZM151 262L145 261L144 264H152ZM156 262V261H155ZM154 262V264H155ZM172 262V261H170ZM178 262V261H177ZM196 262V261H195ZM245 262V261H244ZM254 262V263H255ZM259 262V261H257ZM84 263V262H83ZM113 263L114 260H113ZM142 263V262H141ZM224 263V262H223ZM94 264V263H93ZM98 264V263H97ZM139 264V263H138ZM170 264V263H169ZM173 264V263H172ZM175 264V263H174ZM181 264V263H179ZM196 264V263H195ZM231 264V263H230ZM253 264V263H252ZM256 264V263H255ZM262 264V263H261Z\"/></svg>","mask_w":264,"mask_h":264}]
</instances>
